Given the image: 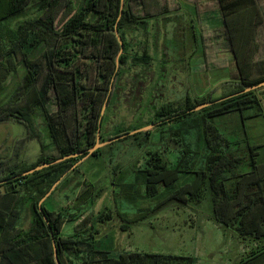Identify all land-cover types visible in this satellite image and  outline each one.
<instances>
[{
    "label": "trees",
    "instance_id": "obj_1",
    "mask_svg": "<svg viewBox=\"0 0 264 264\" xmlns=\"http://www.w3.org/2000/svg\"><path fill=\"white\" fill-rule=\"evenodd\" d=\"M32 1L0 0V96L16 78L12 91L0 104V123L22 125L24 139H34L40 149L32 164L16 162L12 159L14 151L0 162V182L8 180L0 185V264H56L54 250L59 264H195L190 255L123 251L111 257L109 251L97 247L98 225L116 216L121 221L120 231L127 232L131 225L168 203L186 207L206 196L211 198L210 218L214 223L232 228L242 240L264 238V161L258 162L259 146L247 144L245 153L239 156L240 144L229 141L211 122L230 113H238L241 121L255 115H246L249 109L259 106L254 91L214 103L264 82V77L251 81L252 71L245 69H239L237 82L228 83L230 89L219 97L208 92L192 99L185 97L178 103L167 102L153 110L149 124L159 128L160 138L166 135L172 142L176 155L172 163L164 155L170 151L169 145L162 141L145 147L140 167L134 163L129 169L119 170L112 161L107 163L109 185L115 187V196L130 189L133 195L124 196L125 201L137 202L139 197L156 201L155 205L138 210L133 218H125L118 209L114 212L103 207L90 216L88 233L74 230L72 235L62 236V227L75 221L84 208H91L101 189L92 182L79 181L85 173L77 166L40 206L38 203L81 157L27 176L19 175L94 145L96 132L102 129L103 104L106 112L127 91L123 79L131 69H144L152 63L149 45L137 40L135 33L155 37L156 32L152 34L148 28L151 21L177 13L180 4L178 0H123L120 9L121 0H83L79 6L76 0H34L39 11L36 16L14 27L5 22L30 7ZM187 1L199 24L196 3L201 0ZM251 1L250 30L256 37L257 28L264 22V8H260L258 0ZM217 23L216 40L227 53L236 55L235 19L221 16ZM115 31L122 44L117 69L119 43ZM257 67L261 68L260 64ZM205 103L213 104L191 112ZM131 131L118 127L112 139ZM97 153L98 150L90 157H97ZM243 162L248 167L246 171L241 170ZM132 174L133 180L125 181ZM60 188H69L74 200L64 206L53 204L49 209L47 203ZM25 209L30 222L28 229L22 230L19 223ZM237 264H264V247L252 250Z\"/></svg>",
    "mask_w": 264,
    "mask_h": 264
},
{
    "label": "rangeland",
    "instance_id": "obj_2",
    "mask_svg": "<svg viewBox=\"0 0 264 264\" xmlns=\"http://www.w3.org/2000/svg\"><path fill=\"white\" fill-rule=\"evenodd\" d=\"M82 1L76 0V6ZM178 1L180 9L177 13L167 15L166 19L158 17L155 21H151L148 28L152 34L156 32L155 37L150 34L142 37L139 32L135 33L137 40L149 45L148 51L152 63L144 69L137 67L131 69L123 79L127 91L120 94L122 96L116 99L114 105L106 112L105 105L102 114L103 106L101 107L100 117L104 115V118L99 142L114 138V132L118 127L135 131L151 126L149 121L153 110L164 103H178L185 97L192 99L208 92H212V97L221 96L230 89L229 84L232 81L237 82L239 69L252 71L249 78L251 81L264 77L260 76L261 73L264 74V22L257 28L256 37H252L251 0L198 1L196 9L201 19L199 24L194 9L189 4L190 1ZM258 1L260 8L263 9V0ZM204 12L206 14H203ZM38 13L33 0L30 7L8 17L5 22L14 27L20 21ZM221 16L235 19L236 55L227 53L219 45L220 40H216L214 28L218 25ZM62 20L61 18L60 22ZM201 37L203 48H201ZM257 64H260L261 68L258 69ZM15 81L16 78L8 84L7 91L0 96V104L7 99ZM254 93L259 100V106L246 112V115L255 114L254 116L241 121L238 113H230L216 117L211 122L229 141L240 144L242 153L240 152L239 156L245 153V145H258L257 159L258 162H263L264 86L255 89ZM144 132L149 133L144 134ZM144 137L146 142L143 144ZM24 138L25 130L22 125L13 122L0 123V162L5 161L12 151L16 153L12 158L16 162L25 164L36 162L40 155L39 145L34 139ZM23 139L24 141L21 142ZM161 141L163 145H169L170 151L164 152V155L172 163L176 156L172 149L173 144L166 139V135L160 138V130L156 125L147 128L146 131L111 142L98 149L97 157H88L80 163L78 166H81V172L85 175L79 181L92 182L96 188L101 189V192L91 208H84L83 213L75 221L66 223L62 227V236L72 235L74 230L88 233L90 216L103 207H109L114 212L118 209L124 212L125 218H133L138 210L155 205L156 201L143 200L139 197H136L137 202L125 201L124 196L133 195L130 189L119 197L115 196L112 193L115 187L109 185L107 163L112 161V166L119 167V170L129 169L134 163L140 167L145 147H154ZM247 169L246 163L243 162L241 170ZM132 177L133 174L125 181L133 180ZM71 187L72 185L69 188ZM69 188H60L52 197V201L47 203L48 208L51 209L53 204L64 206L71 203L74 197ZM210 203L209 196L199 203L186 207L168 203L157 213L136 225H131L127 232L120 231L121 221L114 216L112 221L98 225L97 247L109 251L111 257H117L123 251L190 255L194 257L195 264H237L246 259L252 250H260L264 247V238L242 240L232 228L214 223L210 218ZM29 222V211L25 209L19 227L26 230Z\"/></svg>",
    "mask_w": 264,
    "mask_h": 264
},
{
    "label": "water",
    "instance_id": "obj_3",
    "mask_svg": "<svg viewBox=\"0 0 264 264\" xmlns=\"http://www.w3.org/2000/svg\"><path fill=\"white\" fill-rule=\"evenodd\" d=\"M122 5H123V0H121V3H120V9L122 8ZM115 35H116V39L119 43V52L116 56V69H117V66H118V63H117V58L121 55L122 53V44H121V41L118 37V34L117 32L115 31ZM261 86H264V82H261L257 85H254V86H251V87H248V88H245L243 91L239 92V93H236L234 95H231V96H228V97H225V98H222L220 100H217L215 101L214 103H219L225 99H228V98H231V97H234V96H237V95H240V94H243V93H247V92H250V91H254L255 89L261 87ZM213 103H205V104H201L199 106H196L194 107L191 112H196V111H199L203 108H206V107H209L211 106ZM104 107H105V103L103 104V107H102V110H101V114L103 113V110H104ZM99 125V123H98ZM153 125L151 126H147V127H143V128H140L138 130H135V131H131L129 132L127 135H123V136H120L119 138H115V139H111V140H107L105 142H99V129L97 130L96 132V140H95V143L93 146H91L90 148H88L87 150L85 151H81V152H78V153H75V154H71V155H66L62 158H59V159H56L52 162H49V163H43V164H40L28 171H25L23 172L22 174H20L19 176H27L29 174H32L34 172H37V171H40L44 168H48L50 166H53V165H56V164H59L65 160H68V159H72V158H78V157H81L80 159H78L57 181H55L52 186L49 188V190L44 194V196L39 200V203L38 205L40 206L51 194L52 192L57 188V186L63 181V179L70 173L72 172L80 163H82L85 159H87L88 157H90L93 152L97 151L98 149H100L101 147L107 145V144H110L111 142H114L116 140H119V139H122L124 137H127V136H132L136 133H139V132H143V131H146L147 128L149 127H152ZM13 178H11L10 180H12ZM8 180H4V181H1L0 182V185L1 184H4L6 183ZM53 255H54V260L56 262V264H59L58 261H57V256H56V251L54 250L53 251Z\"/></svg>",
    "mask_w": 264,
    "mask_h": 264
}]
</instances>
